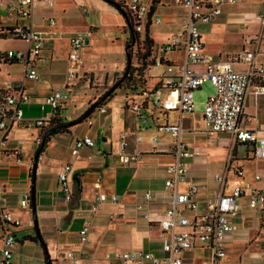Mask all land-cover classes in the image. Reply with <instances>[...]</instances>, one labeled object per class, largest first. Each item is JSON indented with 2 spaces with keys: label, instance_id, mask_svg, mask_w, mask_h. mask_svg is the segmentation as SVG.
I'll list each match as a JSON object with an SVG mask.
<instances>
[{
  "label": "built area",
  "instance_id": "obj_1",
  "mask_svg": "<svg viewBox=\"0 0 264 264\" xmlns=\"http://www.w3.org/2000/svg\"><path fill=\"white\" fill-rule=\"evenodd\" d=\"M43 2L52 6L53 0H0V10L4 12L9 22L0 20V38L20 40L24 47L0 51V68L4 65L19 64L21 66V80L8 81L7 88H0V154L11 157L14 163L22 161L24 152L20 148H7L6 137L12 124L20 123L22 110L20 104L25 103L29 96L24 90L25 79L36 81L38 79L37 60L45 37L59 35V32L45 29L36 31L31 23L34 4ZM241 0H173L175 6L183 8L185 15L179 20V29L157 48L160 53L172 51L176 48L182 50V61L176 65V73L160 77L156 83L158 87L151 92L149 98L155 107L163 110L172 108L177 111V117L172 123L157 125L154 129L162 131L171 137V160L164 166L165 176L163 185L168 192V204L160 212L151 216L148 208L142 203L152 198L150 190L145 189L141 197L135 200L134 205L141 210L142 216L154 222L164 233L160 242L161 253L141 248L113 249L105 251L104 258L118 260L124 264H182L185 251H199L200 264H224L225 243L227 232L234 227V218L240 208V199L245 204L258 211H264V181L260 182L262 175L254 172L252 180H243L234 184L228 191H223L227 175L243 176V169L232 164L234 145L249 144L254 157L264 159V123L253 128L244 127L249 118L244 113V106L248 94L254 96L264 95V62L257 61V55L264 53V0L262 6L253 15L258 29L253 33L243 34L240 38L241 48L238 51L226 54L223 58H215L202 50L199 24L208 23L221 14L224 5H235ZM76 7L82 15H87V8L81 2ZM132 21V32L139 33L144 26L142 23L151 21L159 23V16L149 15V3L142 0H128L125 5ZM149 15V16H148ZM10 20L12 23H10ZM22 23H18V21ZM46 25L54 23L52 17L45 19ZM247 19H244L246 24ZM92 35L87 28L80 32H72L67 38L66 69L63 86L52 88L44 96V102L49 107V113L41 118L33 119L34 127H42L48 122H58L64 118L61 105L69 98V82L81 70L80 50L86 44L85 40ZM140 38V37H139ZM152 65L164 64L166 72L172 70V65L163 62L162 57L150 55ZM235 64L244 66L235 68ZM193 65H200L195 70ZM207 81L213 87L203 105L202 122L203 133L210 138L214 133L230 134L229 149L224 157L220 172L213 173V179L218 186L204 197V208L197 211L199 204L198 190L200 182L192 179L186 173L185 158L191 155L182 140V124L180 114L190 112L192 107V93L198 89L202 82ZM165 92L163 99L159 93ZM138 120H143V113L138 103L129 105ZM103 112L104 108L99 107ZM136 132L142 130L139 125L134 126ZM141 136L133 135L134 142H140ZM39 138L33 142L39 143ZM149 141L154 143L155 136L151 135ZM18 144L22 143L17 139ZM128 141L123 136L119 140L117 157L120 162L128 163L136 158V152L128 151ZM94 141L83 135L73 140L69 149L70 155H77L79 149H93ZM90 157V155H87ZM70 162H65L57 172L59 189L65 200L71 198V187L67 179ZM98 185V178L95 179ZM4 181L0 179V193L3 192ZM18 204L21 207L29 206V185L26 190L17 193ZM118 201L115 193L97 192L95 199L90 201L88 209L94 212L105 201ZM88 219L83 220L77 231L79 244L87 242ZM21 225L18 215L0 203V264H15L12 259L15 245L14 231ZM261 253L264 255V246ZM67 264H97L95 261L84 262L85 250L68 248L63 253ZM264 264V263H256Z\"/></svg>",
  "mask_w": 264,
  "mask_h": 264
},
{
  "label": "crops",
  "instance_id": "obj_2",
  "mask_svg": "<svg viewBox=\"0 0 264 264\" xmlns=\"http://www.w3.org/2000/svg\"><path fill=\"white\" fill-rule=\"evenodd\" d=\"M127 1L128 0H122L124 6L126 5ZM142 1L149 3V15L159 16L161 21L159 23L147 21V23L144 25V29L138 33V37L143 38L144 35L147 34L152 41V45H154L155 37L158 36L159 33L150 31V27L160 25L165 28L166 33H164V40L157 43L159 46L160 44L164 43L170 37V35L178 31V22L186 12L183 8L175 6L173 0ZM243 1L245 0H241L240 3ZM254 2L259 6V10L262 6L263 0H255ZM76 3L78 2L74 3V1H70V5L73 7H76ZM64 7L65 6L62 5L61 0H53V4L50 7L46 6L43 2H36L34 4L31 15L33 29L36 31L51 29L59 32V35L49 38L48 40H45L44 38L42 48L39 52L36 63L37 72L39 63H47L46 69H48V73H42L45 78H42L41 82L37 83L39 80L38 72V79L36 81L28 79L23 81L24 90L29 96L25 103L20 104L24 105V118L36 119L46 116L49 113V110H45L46 104L44 102V96L48 93L52 86L59 87L63 86L64 84L68 38L65 36V34L72 33L77 27L75 28L70 24L61 25L56 23L55 17L49 13L50 9H54V14L59 20L61 18V11L64 9ZM99 8L101 15L105 18L104 24H101V31L111 35L113 37H110L112 42L118 41L120 37L116 36V28L125 26L124 15L115 7V9H113L109 6L110 10H108L102 5L99 6ZM159 9L162 10L160 13L158 12ZM37 11L40 13L38 16H36ZM255 12L242 13L241 11H238L236 12L235 16H232L233 18L228 19L230 22L240 24L245 28H248L234 37V42L237 45L235 50L217 53L214 55L210 54L204 50V44L200 33L202 50L215 58H223L226 54L238 51L241 48V36L243 34H251L258 29L257 22L252 18ZM232 14L233 12H231L229 15L231 16ZM82 16L85 17L87 15ZM219 16L213 20H216ZM34 17H37L38 23L33 22ZM47 17L53 18V25H46L45 19ZM106 19L109 20L106 21ZM244 19H247L246 24L243 23ZM92 26H86L84 30L87 28H96ZM98 32L99 28H96L94 32L92 31V35L88 39L86 45H89L90 43H98ZM121 33L123 39L120 40V47L122 49V54H124L123 42L126 33L123 31H121ZM128 36L130 37L129 31ZM175 53L180 55L174 56ZM182 55V50L180 48H176L165 53H159L156 50L154 56L162 57L163 62L172 65L173 68L170 72H166L164 64L158 66L151 65L147 69L149 84L156 83L158 80H160V77L165 75L175 74V66L181 63ZM256 59L258 62H264V53L258 54ZM61 61L65 62V69L63 72L60 73L50 71L51 62L57 63ZM121 61L113 68H106L102 65V69L98 70L96 69V63L81 60V70L69 82V93L71 89H75V81L78 80L79 77L84 76V74L88 76L85 82V86L88 90L83 89L82 85L80 86V89L78 87L79 90L76 92L75 96L71 98L72 105L67 112L65 110L67 102L61 105V111L64 118L58 122H68L72 119H77L83 114L87 106H89L88 104H92L96 100H99L100 102L104 101V103L101 105V107L104 108V111L100 112L98 111V108H94L93 112L105 116L102 117L103 119L98 122L94 129H91L92 121L87 119V126L80 135L71 136L72 129L79 125L78 122L74 125L62 127L61 129L50 133L42 151H40L37 156L34 178V209L37 229L44 243L46 253H44L42 245L36 239V231L32 225V220L30 221L34 229L35 239L40 245V251L44 260V264L46 256L48 257L50 264H67V260L65 259L63 253L68 248L82 247L86 253L84 262L88 263L89 261H95L97 264H124L118 260L103 257L105 251L113 249L141 248L145 250H151L157 254L161 253L160 242L165 233L154 222L145 219L142 216L141 210L135 207L134 202L141 197V194L145 189H148L152 193V198L148 202L142 203V206L143 208L149 209L151 216L162 211L168 204V192L163 185V178L165 176L164 166L171 160V137L169 134L162 131H156L154 128L157 125L174 122L176 118L169 120L168 114L169 112H174L177 117V111L172 108L165 110L164 113L158 111L160 114L159 116L152 115L151 112L146 111L143 115V120H138L135 116V113L129 107L131 103H135V101L137 102V95L135 93H130L131 89H116L117 91L119 90L121 92L117 97V105L114 108V111L117 115L119 109L121 114L119 117L112 115L106 119L105 117L110 114L107 112L109 103L112 102L111 99L116 98L113 97L115 96V92L108 99L106 98L111 92L100 99L106 92L102 94V92L96 93L95 91L90 90L89 82H91V79L100 81L102 78L108 75V73H113ZM193 68L195 70H199L201 66L193 65ZM235 68L242 69L244 66L241 64H235ZM56 73H60L62 78L59 80H51L50 76ZM21 76V70L18 75L11 76L5 81L0 76V88L6 89L8 81H19L21 80ZM164 96L165 92L159 93V99H163ZM244 113L249 118L248 122L244 123V127L253 128L257 124H263L264 95L254 96L252 94H248L244 106ZM200 119L202 121V112L200 114ZM32 120L23 119L21 122L22 124L26 125ZM14 125L17 124H12L7 133V148H19L17 145L13 147L7 146V143L9 142L8 135L12 126ZM135 125H139L142 130L136 132V130H134ZM34 128L36 131L30 140L32 142L35 138H39L40 140L42 137H40V127ZM183 131L184 130H182V133ZM190 131L195 132L196 130H187V132ZM198 131L204 135L202 129ZM134 133H137L141 136L142 140L140 142L133 141ZM217 134L219 133H214L210 138H207L205 135L204 136L207 139H211L216 137L215 135ZM83 135H88L94 141L93 149L81 148L79 149L77 155H70L69 149L73 144V140ZM151 135L155 136L154 143L149 141V137ZM228 135L230 141V134ZM123 136L128 141L126 149L128 151L136 152V158L126 164L120 162L117 157L119 140ZM15 143L18 144L16 141ZM24 143L25 141L22 140V144ZM184 143L187 149L191 152V155L186 158L192 159L185 161L186 173L188 176L192 177V179L200 182V187L198 190V196L200 200L197 206V211H202L204 208V197L209 195L212 189L218 186L217 182L213 179V173L220 172L222 170L224 157L227 152L222 157L220 163H215L214 167L209 169L205 160L206 153L203 151H191V144L189 145L185 141ZM33 144L35 151L39 143L35 144L33 142ZM237 145L244 147V155L236 156L234 154V150L236 149ZM225 148L228 151L229 144L228 146H225ZM23 152L24 155L22 157V161L19 164L14 163L11 157H5L4 155L0 154V179L4 181V189L3 192L0 193V203L14 213L16 212L15 208L11 205V200L8 198V196L10 194L15 196L17 195L18 192H14L11 189L19 184L18 176L21 170H24L26 178L25 188L23 190H26L29 185V167L31 156H29L28 160L24 161L23 158L25 157V151ZM232 152V164L238 165L242 169V160H257L260 162V165L256 166L250 174H246V171L243 169L242 177H237L229 173L225 179V183L222 188L223 191H228L234 184L241 183L243 180H252V175L254 172H259L262 177H264V159L252 156L251 147L249 144L237 143L234 145ZM87 155H90V157H87ZM67 161L70 162V168L67 172V179L69 181L71 191L72 186L77 191V197L75 199L70 198L69 200L64 199L63 193L59 189L57 182V172L61 168V165ZM97 178L99 183L98 185H95L94 182ZM228 178H232L230 184H227ZM263 181L264 179L262 178L260 182ZM99 191L105 192L107 195L109 193L117 194L118 201L113 202L105 200L94 212H90L88 209L89 203L95 199V196ZM239 202V211H242L243 209L248 211L244 212L239 218L240 224H243L246 217H252L250 212H258L259 216L264 218V211H258L248 207L245 204L243 198H241ZM237 217L238 216L236 215L235 218ZM86 219L89 221L87 232L88 240L85 244L81 245L78 242L77 231L80 228L82 221ZM19 227L15 228V231ZM242 228H238L237 222L234 220V227L226 233L224 238V264H226V252L230 247V242L233 241L237 243H245L249 241L248 231ZM262 248H259L258 251L250 250L249 256L254 259L251 264L264 263V255L261 253ZM199 254L200 253L197 250L185 251L183 254L182 264H200L198 256ZM13 262L18 264L14 259Z\"/></svg>",
  "mask_w": 264,
  "mask_h": 264
},
{
  "label": "rangeland",
  "instance_id": "obj_3",
  "mask_svg": "<svg viewBox=\"0 0 264 264\" xmlns=\"http://www.w3.org/2000/svg\"><path fill=\"white\" fill-rule=\"evenodd\" d=\"M71 0H61L62 5L65 6L61 11V18L58 20L54 14V9H50L49 13L52 14L56 23L61 25H73L76 29L73 32L83 31L86 26H92L99 28L98 43L83 46L80 50L81 60L86 62H94L97 64L96 69H102V65L106 68H113L116 64H118L121 60V63L116 68L113 73H108L104 78L100 81L92 80L89 82V89L95 91L96 93H105L112 86H116L111 93L115 92L116 98L111 99L112 102L109 103L107 112L110 113L105 118L111 117L112 115L119 117L121 111L117 112V115L114 111V108L117 105V97L119 96L121 91H117L116 89H131L130 93H137L144 91L148 93L151 91L153 83L149 84V79L147 77V69L150 67L148 64H145L143 60L140 59L142 50L140 49L139 41L136 39L135 43L130 45V40L128 36V28L127 26H120L116 28V36L120 37L118 41L112 42L111 38H113L108 33H103L101 31L102 23L104 24L105 18L101 15L99 6H104L106 9H109V6L115 9L111 4L105 2L104 0H72L75 2H81L87 8V16L83 17L80 13V10L75 6L70 5ZM121 5L124 13L125 6L122 0H112ZM255 0H245L242 3H238L230 6H222V13L216 19L209 21L208 23L199 24L198 30L201 33V39L204 44V50L210 54L224 53L226 51L235 50L237 45L235 44L234 37L247 30L248 28L243 25L236 24L228 21L229 18H233L236 12L241 11L242 13H252L258 10L259 6L255 4ZM107 4V5H106ZM118 5V6H119ZM162 10L159 9L160 13ZM43 12V11H42ZM41 12V13H42ZM233 12L230 16L229 14ZM40 13L37 11L36 16ZM101 16V17H100ZM0 20L1 22H9L8 18H5L4 12L0 10ZM109 19H106L108 21ZM34 23H38L37 17H34ZM10 23L12 21L10 20ZM18 23H22L20 20ZM55 23V25H56ZM125 24V21H124ZM144 26V22L142 23ZM96 28H90L91 31L94 32ZM144 29V28H143ZM121 31L126 33L123 42V49L127 47V51L130 54L131 60L130 65L126 72L130 71L131 81L124 80L125 77L124 69H125V56L121 52L120 40L123 39ZM144 31V30H143ZM150 31L158 32L159 35L155 37V44L153 45V53L155 54L159 41L164 40L166 30L162 26H152L150 27ZM69 33L65 34L68 37ZM64 36V35H63ZM54 37V36H53ZM111 37V38H110ZM52 37H45V40H48ZM24 47V43L20 40H15L11 38H0V51H6L8 49H20ZM179 56L180 54L175 53L174 56ZM38 72H39V80L37 83H40L42 78L45 76L42 73H48L47 63H39L38 64ZM65 69V62H51L50 71L54 72H63ZM21 66L19 64H13L8 66H2L0 70V76L2 79L8 80L11 76H16L20 73ZM155 71V70H151ZM60 73H56L50 76L51 80H59L62 78ZM88 76L84 74V76L79 77L78 80L75 81V89H71L69 93V98L66 104V112L71 108V98L75 96L76 92L80 89L82 85L83 89H86L85 82ZM48 79V77H47ZM34 83V82H33ZM118 86V87H117ZM79 87V89H78ZM55 88V86H52ZM50 88V89H52ZM110 93V94H111ZM213 93V87L207 82L204 81L199 86L198 89H195L192 93V107L190 113H182L181 114V122L183 126L182 139L187 143L191 144V151H203L206 153V164L209 169L213 168L215 163H220L222 157L227 152L225 146L229 144V135L225 133H219L215 135L216 137L207 139L201 132L198 130L203 129V122L200 119V114L203 110V105L206 98ZM109 94V95H110ZM137 98V97H136ZM142 98V97H140ZM137 101L140 99L137 98ZM136 102V101H135ZM89 105V104H88ZM22 110V118L27 120H32L35 118H24V105H20ZM152 115L159 116V112L155 107H149ZM45 110H49V107L46 105ZM105 116V115H104ZM103 115H99L96 112L89 114L86 118L82 119L79 125L72 129V135H80L86 128V121L89 119L92 121L91 129L97 126L98 122L103 119ZM169 120H173L176 118V114L174 112H169L168 114ZM105 119V120H106ZM52 128V125H44L40 129V134H42L45 130ZM195 129V132H187V130ZM36 129L34 128V124L31 121L29 124H22V122L17 125L12 126L9 132V142L7 146L13 147L18 146L20 149L25 151L24 161L28 160L29 156H32L34 151V144L31 140L34 135ZM70 136V138H71ZM17 139H22L25 141L24 144H16L15 141ZM216 149V150H215ZM234 154L236 156L244 155V147L241 145H237L234 150ZM192 160L191 158H186L185 161ZM23 161V162H24ZM31 161V158H30ZM243 169L246 171V174H250L253 169L260 165V162L257 160H242L241 161ZM232 178H228L227 184H230ZM35 182V180H34ZM18 185L14 186L11 190L14 192H19L25 188L26 178L24 170H21L18 176ZM8 198L11 200V205L15 208V214L20 217L21 225L15 231V245L13 249V259L18 264H44V260L40 251V245L36 239L31 240L30 238L34 236L35 233L33 226L31 225V211L30 207H20L17 200V195L10 194ZM244 212H248L243 209L242 211H238L237 218L234 220L237 222V227L242 228L248 231L249 241L242 242H230V247L226 252V264H251L254 259L249 256L250 250L258 251L259 248H262L264 245V218L259 216L258 212H250L252 217H246L243 224L239 223V218L242 216ZM23 223V224H22ZM263 233V235H262ZM232 246V247H231Z\"/></svg>",
  "mask_w": 264,
  "mask_h": 264
},
{
  "label": "trees",
  "instance_id": "obj_4",
  "mask_svg": "<svg viewBox=\"0 0 264 264\" xmlns=\"http://www.w3.org/2000/svg\"><path fill=\"white\" fill-rule=\"evenodd\" d=\"M118 5L119 4L117 2H114V4L112 6L113 7L116 6V7H118L120 9L119 11L124 15L125 26H127L128 29L132 30V21H131V17L129 15V12L125 8L126 13H124V11L121 8V5H119V6ZM136 39L139 41L140 49L142 50L140 59L143 60V62L145 61L144 62L145 64H148L149 66H151L152 65V61L150 59V55H151V51H152V41H151V39L148 37L147 34H145L143 38H139L138 34L133 32V41H134V43H135ZM129 40H130V37H129ZM130 73H131L130 71L126 72L125 77L123 79L127 80V81H131ZM157 87H158V84L154 83L152 85L151 91L156 89ZM112 94H113V92L110 95H108L106 99L110 98L112 96ZM135 94L140 99L139 101H137L135 103H138L140 111L143 114H145L146 111H148V112L150 111L149 107H155L153 105L151 99L149 98V95L151 94V92L145 93L144 91H142V92H137ZM140 97H142V98H140ZM95 102H97V104L94 107L90 108V106L94 103L93 102L92 104H89V106H87V108L83 112V114L85 113V118L94 111V108H99L104 103V101L100 102L99 100H96ZM155 108H157V110L159 112H163V113L165 112V110H163L161 108H158V107H155ZM75 123H77L76 119H72V120H70L68 122H48L45 125H49V126L52 125V128H53V127H56V126H59V125H62L63 127H67V126H70V125H74ZM40 129H41V127H40ZM44 132L40 135V137L44 134ZM48 136H46L44 138V142H43V145H42V148H41L40 151H42L43 146H44L45 142L48 139ZM30 239L33 240L35 238L33 236Z\"/></svg>",
  "mask_w": 264,
  "mask_h": 264
},
{
  "label": "water",
  "instance_id": "obj_5",
  "mask_svg": "<svg viewBox=\"0 0 264 264\" xmlns=\"http://www.w3.org/2000/svg\"><path fill=\"white\" fill-rule=\"evenodd\" d=\"M109 4H114V1L112 0H104ZM115 8H117L118 10H120L118 7L115 6ZM129 34H130V45L133 43V32L131 29H128ZM85 44H87V40L84 41ZM124 54H125V69H124V74H126V71L130 65V54L127 51V47L124 49ZM115 88V86H112L111 88H109L105 94L102 95V97L100 99H102L103 97H105L107 94H109L113 89ZM97 104V102H94L90 108L94 107ZM85 118V113L82 114L80 117H78L76 119L77 122L81 121L82 119ZM63 126L59 125L56 126L54 128L49 129L48 131H46L42 137L40 138V142L36 148V150L34 151L33 155L31 156V161H30V167H29V207H30V211H31V218H32V225L34 226V229L36 231V239L39 241V243L42 245V248L44 250V253H46L45 250V246L44 243L42 241V238L38 232L37 229V225H36V216H35V209H34V178H35V166H36V160H37V156L42 148L43 142H44V138L46 136H48L50 133L57 131L59 129H61ZM77 197V191L74 189V187L72 186V196L71 199H75ZM45 264H50V261L48 259V257L46 256L45 258Z\"/></svg>",
  "mask_w": 264,
  "mask_h": 264
}]
</instances>
